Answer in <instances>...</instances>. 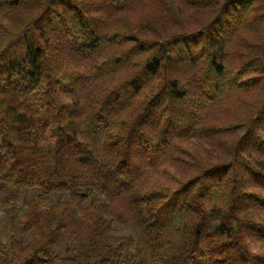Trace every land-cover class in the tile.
Returning a JSON list of instances; mask_svg holds the SVG:
<instances>
[{
    "label": "trees",
    "instance_id": "trees-1",
    "mask_svg": "<svg viewBox=\"0 0 264 264\" xmlns=\"http://www.w3.org/2000/svg\"><path fill=\"white\" fill-rule=\"evenodd\" d=\"M0 211V264H264V0H0Z\"/></svg>",
    "mask_w": 264,
    "mask_h": 264
},
{
    "label": "rangeland",
    "instance_id": "rangeland-1",
    "mask_svg": "<svg viewBox=\"0 0 264 264\" xmlns=\"http://www.w3.org/2000/svg\"><path fill=\"white\" fill-rule=\"evenodd\" d=\"M24 212H25V208L20 205L19 214L22 215ZM0 218H1L0 225H1L2 231L4 232L5 238L7 236L11 235L12 233L17 232L15 227L11 223V221L5 219V214L3 211H0ZM116 226L118 228H122L121 226H119L117 224H116ZM126 231H128L127 228L121 230V232H123V233Z\"/></svg>",
    "mask_w": 264,
    "mask_h": 264
}]
</instances>
